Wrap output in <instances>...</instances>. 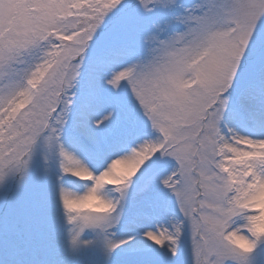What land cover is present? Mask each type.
I'll return each mask as SVG.
<instances>
[{
  "label": "snow or ice",
  "instance_id": "obj_1",
  "mask_svg": "<svg viewBox=\"0 0 264 264\" xmlns=\"http://www.w3.org/2000/svg\"><path fill=\"white\" fill-rule=\"evenodd\" d=\"M0 264H264V0H0Z\"/></svg>",
  "mask_w": 264,
  "mask_h": 264
}]
</instances>
